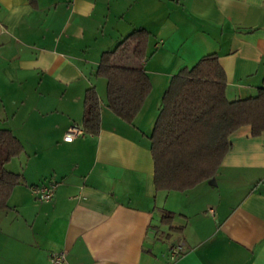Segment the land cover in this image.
I'll return each mask as SVG.
<instances>
[{
	"label": "crops",
	"instance_id": "1",
	"mask_svg": "<svg viewBox=\"0 0 264 264\" xmlns=\"http://www.w3.org/2000/svg\"><path fill=\"white\" fill-rule=\"evenodd\" d=\"M138 28L149 32L152 86L129 123L108 109L95 73L102 53ZM209 53L229 100L254 95L264 0H0V129L22 144L5 165L20 181L0 210V264H49L57 250L69 264H264V132L230 135L216 174L190 189L154 184L149 136L163 92ZM89 86L99 132L65 141L68 127H82ZM50 181L53 198L38 201L30 186ZM165 210L180 229L162 224ZM178 241L184 250L170 260Z\"/></svg>",
	"mask_w": 264,
	"mask_h": 264
},
{
	"label": "trees",
	"instance_id": "2",
	"mask_svg": "<svg viewBox=\"0 0 264 264\" xmlns=\"http://www.w3.org/2000/svg\"><path fill=\"white\" fill-rule=\"evenodd\" d=\"M149 32L134 29L112 50L101 55L95 76L105 79L106 106L131 123L151 90L143 67ZM128 61H131L129 63ZM226 77L215 53L199 58L175 73L164 90L150 138L154 184L158 189L184 191L213 177L231 147L230 135L248 127L256 136L264 132V80L254 95L229 100ZM82 128L100 129V100L94 86L83 97ZM22 144L8 129H0V210L7 208L20 174L6 169ZM173 214L163 211L161 222L172 230Z\"/></svg>",
	"mask_w": 264,
	"mask_h": 264
},
{
	"label": "built area",
	"instance_id": "3",
	"mask_svg": "<svg viewBox=\"0 0 264 264\" xmlns=\"http://www.w3.org/2000/svg\"><path fill=\"white\" fill-rule=\"evenodd\" d=\"M84 132L82 127L72 125L67 128L63 135L65 141H71L75 137L82 135ZM58 182L50 181L47 184H36L30 186L31 192L35 195V198L41 202L51 201L55 194ZM184 250V243L178 241L170 245L168 248V257L170 260L176 259ZM49 264H69L66 259L65 250L51 251L48 255Z\"/></svg>",
	"mask_w": 264,
	"mask_h": 264
},
{
	"label": "rangeland",
	"instance_id": "4",
	"mask_svg": "<svg viewBox=\"0 0 264 264\" xmlns=\"http://www.w3.org/2000/svg\"><path fill=\"white\" fill-rule=\"evenodd\" d=\"M101 81L102 82H104V80L103 79H101ZM16 162V160H14L12 163H15ZM11 167V166H10ZM8 169H9V167H8ZM10 170V169H9Z\"/></svg>",
	"mask_w": 264,
	"mask_h": 264
}]
</instances>
